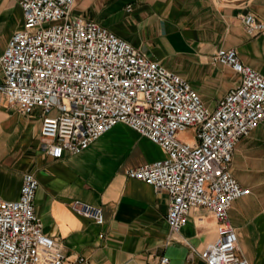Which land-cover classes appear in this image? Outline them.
I'll return each instance as SVG.
<instances>
[{"label": "built area", "instance_id": "2783aa9c", "mask_svg": "<svg viewBox=\"0 0 264 264\" xmlns=\"http://www.w3.org/2000/svg\"><path fill=\"white\" fill-rule=\"evenodd\" d=\"M16 2L22 23L0 54V94L21 114L39 109L41 148L52 157L75 153L116 122L126 124L164 151L125 174L166 192L169 232L185 223L190 207H203L214 218L215 238L199 250L187 244V258L247 264L237 253L227 211L249 188L228 166L237 139L264 118V76L240 62L234 48L218 47L211 62L227 65L239 79L210 109L182 76L73 13L74 0ZM238 19L249 35L264 28L252 12L239 13ZM187 128L192 141L177 136ZM36 187L33 173L24 171L17 197L0 198V264H65L61 246L43 232L34 212ZM69 207L95 223L103 221L99 205L74 198ZM152 264H168V257L160 254Z\"/></svg>", "mask_w": 264, "mask_h": 264}, {"label": "crops", "instance_id": "0c3cea01", "mask_svg": "<svg viewBox=\"0 0 264 264\" xmlns=\"http://www.w3.org/2000/svg\"><path fill=\"white\" fill-rule=\"evenodd\" d=\"M247 11L264 23V0H74L72 5L73 13L182 76L210 109L239 79L227 65L211 62L218 47L234 48L240 62L264 76V28L245 33L238 14ZM21 23L16 0H0V54ZM41 115L38 108L21 114L0 94V198H16L22 173H33L34 212L43 232L61 246L65 264H152L160 254L168 264H204L196 255L187 258V244L199 250L215 238L211 213L190 207L185 223L170 233L166 192L125 174L128 167L163 157L157 144L116 122L82 150L52 157L40 146ZM228 169L249 188L227 211L237 253L247 264H264V118L237 139ZM74 198L99 205L103 221L74 213L69 207Z\"/></svg>", "mask_w": 264, "mask_h": 264}, {"label": "rangeland", "instance_id": "374dc122", "mask_svg": "<svg viewBox=\"0 0 264 264\" xmlns=\"http://www.w3.org/2000/svg\"><path fill=\"white\" fill-rule=\"evenodd\" d=\"M46 113L52 114L53 110H48ZM177 136L181 139L193 138L192 131L190 128L183 130L181 133L177 134Z\"/></svg>", "mask_w": 264, "mask_h": 264}]
</instances>
